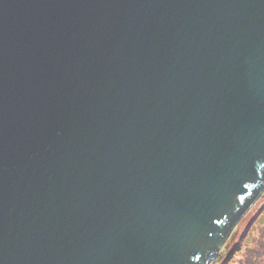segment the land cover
Here are the masks:
<instances>
[{
    "label": "water",
    "instance_id": "95a60500",
    "mask_svg": "<svg viewBox=\"0 0 264 264\" xmlns=\"http://www.w3.org/2000/svg\"><path fill=\"white\" fill-rule=\"evenodd\" d=\"M263 192L264 0H0V264H208Z\"/></svg>",
    "mask_w": 264,
    "mask_h": 264
},
{
    "label": "trees",
    "instance_id": "16d2710c",
    "mask_svg": "<svg viewBox=\"0 0 264 264\" xmlns=\"http://www.w3.org/2000/svg\"><path fill=\"white\" fill-rule=\"evenodd\" d=\"M259 198H264V193ZM250 209L235 225L233 233L219 250L218 253L222 256L212 260L210 264H264V211L257 213L254 218L251 217L247 227L231 243L238 225L245 220Z\"/></svg>",
    "mask_w": 264,
    "mask_h": 264
},
{
    "label": "rangeland",
    "instance_id": "374dc122",
    "mask_svg": "<svg viewBox=\"0 0 264 264\" xmlns=\"http://www.w3.org/2000/svg\"><path fill=\"white\" fill-rule=\"evenodd\" d=\"M260 211H261V212L264 211V198H262V199L259 198V199L257 200V202L254 203V205H253L252 208L250 209V212H249V214L246 216L245 220H244L243 222H240V224L238 225V226H239L238 229L235 231V233H234L233 236H232L231 243L234 241L235 237H236V236H239V234L242 233L243 230L247 227V224H249L250 218H251V217L254 218V216H255L257 213H259ZM253 218H252V220H253ZM258 224H259V223H258ZM232 233H233V232H232ZM229 246H231V244H230ZM221 256H222V255H220V257H221ZM212 260H213V259H212ZM212 260H210L209 263H210ZM209 263H208V264H209ZM213 264H215V262H214Z\"/></svg>",
    "mask_w": 264,
    "mask_h": 264
}]
</instances>
